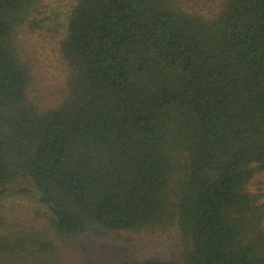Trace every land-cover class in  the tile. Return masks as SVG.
<instances>
[{"label":"trees","instance_id":"trees-1","mask_svg":"<svg viewBox=\"0 0 264 264\" xmlns=\"http://www.w3.org/2000/svg\"><path fill=\"white\" fill-rule=\"evenodd\" d=\"M36 2L0 0V199L29 181L49 227L0 221V264H63L62 240L171 229L186 264H264V193L249 188L264 175V0L209 19L175 0H76L48 110L14 45Z\"/></svg>","mask_w":264,"mask_h":264},{"label":"rangeland","instance_id":"rangeland-1","mask_svg":"<svg viewBox=\"0 0 264 264\" xmlns=\"http://www.w3.org/2000/svg\"><path fill=\"white\" fill-rule=\"evenodd\" d=\"M232 0H175L181 10L209 19ZM76 0H37L29 17L17 30L16 55L29 69L28 96L41 110L56 107L68 77L61 46ZM250 191L264 193V175H257ZM14 192L0 199L3 233H34L47 230L46 208L34 186L19 181ZM59 243L63 264H124L125 261L157 260L186 264L184 247L175 230L120 233L97 238L92 235ZM60 241V242H62Z\"/></svg>","mask_w":264,"mask_h":264}]
</instances>
